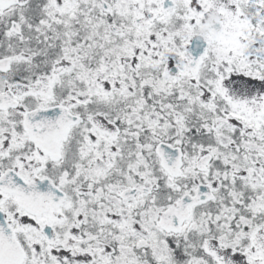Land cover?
I'll return each instance as SVG.
<instances>
[{"label": "snow or ice", "instance_id": "obj_1", "mask_svg": "<svg viewBox=\"0 0 264 264\" xmlns=\"http://www.w3.org/2000/svg\"><path fill=\"white\" fill-rule=\"evenodd\" d=\"M0 264H264V0H0Z\"/></svg>", "mask_w": 264, "mask_h": 264}]
</instances>
